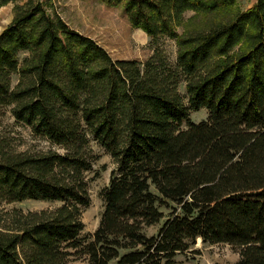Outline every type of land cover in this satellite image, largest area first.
<instances>
[{
  "label": "trees",
  "instance_id": "1",
  "mask_svg": "<svg viewBox=\"0 0 264 264\" xmlns=\"http://www.w3.org/2000/svg\"><path fill=\"white\" fill-rule=\"evenodd\" d=\"M100 1L154 42L174 39L175 67L158 49L142 63L113 59L39 0L13 6L0 33V127L9 112L63 151H19L0 130V204H61L0 208V264H175L198 238L238 249L234 264H264V0ZM89 135L116 165L99 225L82 236Z\"/></svg>",
  "mask_w": 264,
  "mask_h": 264
},
{
  "label": "rangeland",
  "instance_id": "2",
  "mask_svg": "<svg viewBox=\"0 0 264 264\" xmlns=\"http://www.w3.org/2000/svg\"><path fill=\"white\" fill-rule=\"evenodd\" d=\"M28 0H15L5 6L0 7V33L5 29L12 18V9L15 4H23ZM37 1V0H34ZM43 2L48 12H56L71 28L97 41L113 59H135L143 62L153 55L156 49L165 56L166 63L172 69L176 64V45L174 39L159 38L156 42L150 39L144 31L133 27L124 10L120 6H107L100 0H39ZM254 0L245 3L249 6ZM186 12L184 18L190 15ZM26 52L19 53L18 58L22 61ZM15 76L13 81H15ZM178 91L185 104L187 98L185 95V83L183 78H178ZM190 120L201 122L208 116L205 108L196 111L190 110ZM180 128L185 129L186 123H182ZM0 130L6 131L12 137V142L16 148L24 150L26 148L33 150H63L51 145L42 138L32 135L28 127H23L14 122V118L8 113L1 119ZM89 146L93 154L96 155L90 170L85 172L88 179L87 191L89 192V204L81 211L80 219L84 223L82 236H88L98 227L100 216L104 209L103 201L100 196L101 188L106 186L109 181V173L115 168L114 160L104 150L101 145H97L89 135ZM61 203L36 201L26 199L25 201H11V203L1 202L0 208L4 211L20 209L26 211H40L41 209H55ZM166 214L168 209L161 207ZM164 217L159 224L147 229L146 234H152L162 225ZM239 256L238 249L229 246L226 243L209 244L202 243L201 239H196L189 250L177 253L174 257L175 264H234ZM69 264H80L75 257H71Z\"/></svg>",
  "mask_w": 264,
  "mask_h": 264
},
{
  "label": "bare ground",
  "instance_id": "3",
  "mask_svg": "<svg viewBox=\"0 0 264 264\" xmlns=\"http://www.w3.org/2000/svg\"><path fill=\"white\" fill-rule=\"evenodd\" d=\"M197 240L200 241V238H198Z\"/></svg>",
  "mask_w": 264,
  "mask_h": 264
}]
</instances>
